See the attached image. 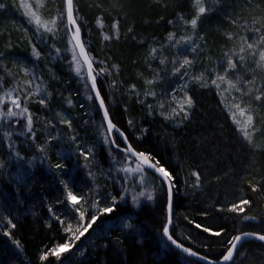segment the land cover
<instances>
[{"label":"snow or ice","instance_id":"obj_1","mask_svg":"<svg viewBox=\"0 0 264 264\" xmlns=\"http://www.w3.org/2000/svg\"><path fill=\"white\" fill-rule=\"evenodd\" d=\"M138 7L137 0H0V182L12 192L0 191V233L30 264L14 234L21 216L36 215L24 193L37 166H46L58 195L54 203L43 198L44 223L63 235L35 264H87L90 249L143 243L139 214L150 205L159 213L161 259L183 253L180 264L250 257L264 264V0H152L158 18L139 24ZM153 23L163 30L139 31ZM121 44L142 55L125 57ZM205 96L217 101L216 135L227 154L216 139L185 147ZM149 137L153 146H145ZM213 186V203L200 215H220L221 225L190 221L184 202ZM182 222L208 238L186 233Z\"/></svg>","mask_w":264,"mask_h":264},{"label":"trees","instance_id":"obj_2","mask_svg":"<svg viewBox=\"0 0 264 264\" xmlns=\"http://www.w3.org/2000/svg\"><path fill=\"white\" fill-rule=\"evenodd\" d=\"M138 9L136 14V22L139 24L142 20H155L158 18V9H153L150 7L152 0H137ZM83 3V0H82ZM82 15H85V12H81ZM163 14V13H160ZM15 19V17H13ZM86 19L89 17L86 15ZM19 23V21H18ZM219 23V21H217ZM90 26H92L90 21ZM163 30V25L157 27L154 23L151 26H144L139 29L145 36L149 34H158ZM16 34V33H14ZM15 41V40H14ZM118 52L123 54L125 57L131 56L132 58H137L142 55V50L131 48L128 45L121 44L118 46ZM130 63V62H129ZM133 71L131 66L129 67V74ZM67 94V93H65ZM118 96L119 93H116ZM204 100V104L200 107L203 110V115H197L193 121V125L191 126V132L187 133L186 130V138H185V147L192 148L193 142L200 138H206L208 141H212L216 139V145L219 146L220 150L225 152L229 151L223 147V144L219 140L218 129L215 127L217 122L220 120V111L216 107L217 101L212 99L211 97L205 96L202 98ZM130 112L136 119H140V110L138 108H130ZM44 115V113H41ZM118 119L120 118V113H117ZM122 121V126H123ZM157 132L161 131L160 126H157ZM168 132H172L171 128L167 129ZM226 140L231 139L230 130L229 134L224 137ZM91 142V141H90ZM19 143V141H18ZM145 146H153L155 143L151 137L147 141L144 142ZM211 151H216L215 146L210 147ZM54 151V150H53ZM234 151V150H233ZM25 155H30L29 153H24ZM51 155V153H50ZM226 158L229 162H231V157L226 155ZM53 162L56 161L55 156L52 157ZM42 167L46 172L42 175L40 179V183L34 182V186L31 193L25 192L24 195L28 197L25 201L27 205H29L36 213L35 216L27 215L21 216V220L23 221L18 232L14 234L15 239L21 240L23 246V252L20 254L23 257V260L26 262H30V264H35L39 251L43 248L45 244H48L52 238L54 237L56 240H60L62 237V233L56 231V224L53 223V228L50 231L45 226V221L48 219V215L44 209L43 198H47L48 202L55 201V196L51 193H46L45 190L49 188V182L46 178L48 176L46 166H37L35 171L39 170ZM107 167V165H105ZM16 169L13 167L11 172H15ZM15 181H13V184ZM225 186H222L219 191H223ZM0 191L8 193L12 195L11 188L6 182H0ZM190 191V189H189ZM205 192L206 196H200L197 193V198L188 199L184 203L192 205L191 207H182L180 211L184 213V215L188 216L190 221H195L196 223H202L203 226H214L218 227L221 225L222 217L220 215H216L214 213H210L209 218L201 217V211L211 205L213 203V198L217 194V190L213 186L211 189L206 188ZM230 202L234 200L233 197L228 198ZM54 203V202H52ZM55 206V205H54ZM158 209L154 205L146 206L140 212V220L143 222L144 231L146 232V238L143 243L140 242L139 238L136 240L128 239L124 242L122 246V251L118 250L116 247L109 245L107 249H90L91 259L88 260L87 264H180L181 259L184 257L176 254H168L167 256L161 259L162 252L160 254L157 252V248L159 246V237L153 231L154 227H158L156 221L154 219L157 216ZM215 216V218H211ZM231 214H229V217ZM227 225L229 228L233 226L232 220L229 218L227 221ZM239 227V224L236 225ZM181 227L185 230L186 233H196L199 232L200 239H207L208 234H204L201 230H196L194 224H189L188 222H182ZM245 231L258 230L254 225H248L244 228ZM95 235V233H93ZM9 237L4 236L0 233V264H21V259L17 256V252L19 251L15 246V249L12 252L4 251V242H9ZM11 239V238H10ZM195 239V236L193 237ZM12 242V241H11ZM97 243H103L102 240H97ZM87 243V241H85ZM14 245V244H13ZM189 246H193L196 250L194 244H187ZM245 247H254V245H245ZM169 251L170 250H164ZM177 252V251H176ZM178 253V252H177ZM203 253V252H202ZM29 255V258H28ZM252 257L249 258V261H246L245 264H250Z\"/></svg>","mask_w":264,"mask_h":264},{"label":"bare ground","instance_id":"obj_3","mask_svg":"<svg viewBox=\"0 0 264 264\" xmlns=\"http://www.w3.org/2000/svg\"><path fill=\"white\" fill-rule=\"evenodd\" d=\"M56 159V158H55ZM45 170L42 168V167H40V169L39 170H37V171H35V178H34V182H39L40 183V179H41V177H42V175H44L45 174ZM45 192L46 193H51V194H53L54 196H55V199H56V197H57V193H55V192H50L49 191V188L48 189H46L45 190ZM52 202H54V201H52ZM160 239V238H159ZM8 240H9V242H4V251H7V253L8 252H12L15 248L13 247V246H15V245H13V243L11 242L12 241V239H10V238H8ZM186 246H189V245H187L186 244ZM195 250V249H194ZM175 251H177V250H175ZM14 252V251H13ZM157 252L160 254V252H161V249L160 248H157ZM177 252H179V251H177ZM203 254V253H202ZM181 256H185V254L183 255L182 253L180 254ZM28 258H29V255H28ZM188 259H191V260H195L196 258H194V257H188ZM182 260V259H181Z\"/></svg>","mask_w":264,"mask_h":264},{"label":"rangeland","instance_id":"obj_4","mask_svg":"<svg viewBox=\"0 0 264 264\" xmlns=\"http://www.w3.org/2000/svg\"><path fill=\"white\" fill-rule=\"evenodd\" d=\"M13 19H14V18H13ZM17 24H19V23H18V20H17ZM17 35H19V34H18V33H16V34H13V40H15V39H16V36H17Z\"/></svg>","mask_w":264,"mask_h":264},{"label":"water","instance_id":"obj_5","mask_svg":"<svg viewBox=\"0 0 264 264\" xmlns=\"http://www.w3.org/2000/svg\"><path fill=\"white\" fill-rule=\"evenodd\" d=\"M177 251H179V250H177ZM183 254V253H182ZM184 255V254H183ZM186 255V254H185ZM195 258V257H194Z\"/></svg>","mask_w":264,"mask_h":264}]
</instances>
